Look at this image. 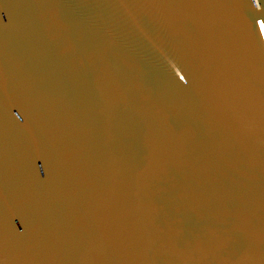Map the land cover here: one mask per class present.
I'll return each mask as SVG.
<instances>
[{"label":"water","instance_id":"95a60500","mask_svg":"<svg viewBox=\"0 0 264 264\" xmlns=\"http://www.w3.org/2000/svg\"><path fill=\"white\" fill-rule=\"evenodd\" d=\"M0 264H264V0H0Z\"/></svg>","mask_w":264,"mask_h":264}]
</instances>
